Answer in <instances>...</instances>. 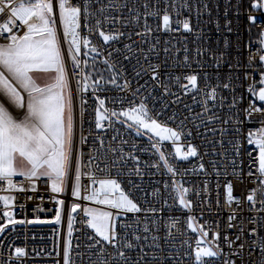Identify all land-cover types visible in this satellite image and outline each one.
Instances as JSON below:
<instances>
[{
	"label": "snow or ice",
	"instance_id": "1",
	"mask_svg": "<svg viewBox=\"0 0 264 264\" xmlns=\"http://www.w3.org/2000/svg\"><path fill=\"white\" fill-rule=\"evenodd\" d=\"M159 2L160 0H151V3L149 0H142L144 9L142 13L144 18L143 27L141 31L135 33L129 31L127 33L129 40L133 34L136 36L151 34L152 29L148 23L149 17H159L160 24L158 27L160 29L173 30L172 14L179 16L182 8L189 9L187 0H180L179 7L177 6V0H163L164 7L162 9L157 6ZM93 4H97L99 7L93 9ZM252 6L264 7V4H258V0H252ZM206 7L207 5H205ZM125 8H127V16L111 15V11L121 12ZM140 9L141 5L137 3V0H107V3H104L103 0H82V3L79 0L75 3L72 0H0V13L7 14L6 19L0 22V33H7L6 40L0 42V182L6 183L8 189L21 187L13 180V176L19 174L34 188L38 178L46 177L53 193H63L67 181L71 178L72 197L95 202L99 205H107L118 210L114 214L99 207H92L88 203L83 205L72 203L68 211V234L63 241V264H76L74 256L81 258V264H146L145 256H151L153 261L164 259L163 256H158L156 252H145V245L139 243L141 236L136 230L141 224L145 233L152 229L158 230L156 213L161 209L155 205L161 198L160 189L155 188L151 192H145L140 185L133 184L129 180L128 183L131 187L126 191L116 176L97 179L95 174V170L107 173L110 168H115L117 169V176L123 175L120 166L122 161L126 163L124 156L127 155L136 161L135 168L127 169L128 174L135 173L142 176L143 172L140 169L139 158L132 153L125 154L122 148L120 149L121 155H115L117 147H113L111 144L105 145L103 137L96 136L95 142L89 145L87 163L84 162L83 152L75 142L73 91L66 70L65 54L62 51L61 40L58 35L59 25V28L63 30V41L68 44L67 55L72 60L74 68H79L80 58L78 54L81 51V44L85 49L90 45L89 35H82L81 33L82 22L84 29L89 30V32H98L99 37H102L105 43L118 42L125 37L124 32L119 29L111 31H105L104 29L109 24H121L127 27L131 23L139 26ZM196 12L199 14L200 9L196 8ZM92 19H94V24L90 23ZM253 19L254 17L249 16V20ZM17 20L22 25V32L20 28L14 30ZM175 23L178 25L176 30L180 28L187 31L192 30L188 17L176 19ZM261 36L264 37V32H261ZM145 42L143 39L139 41L141 45ZM135 43L130 41L123 44V50L113 48L108 53L104 63L111 72V78L105 79L104 76L98 75L95 79H92V72H86L84 69H81L79 73H73L74 76L80 77L77 80V93H80L82 89L86 91L91 88L93 95H96V92L103 89L106 84L121 92H131L133 96H136L141 93L143 88L148 87L147 84L140 85L138 83L135 89L132 88V78L128 76L124 64L121 60L111 58L113 53H119L123 61H135L132 65L133 77L139 80L143 74H150L151 79L163 88L162 96L164 94L172 95L173 99L177 100L178 98L170 92L168 85L160 80L162 65L153 62V57L158 55L157 45L149 43L148 48L145 49L135 47ZM260 43L264 46V39H261ZM91 51L97 53L102 52V49H99L96 45H91ZM163 51L167 55L170 50L166 47ZM199 51L197 49V52ZM184 52V63L180 64V67L188 64L187 47L184 48ZM259 58L264 62V55ZM251 59L249 57L250 61ZM85 63L87 64L88 61L85 60ZM177 63L174 57L172 66H177ZM229 67L231 68V65ZM93 71H97L94 65ZM34 72L46 73L48 75L47 81L44 83L38 82L33 75ZM260 77V83L264 84V71H261ZM205 78H207V74H205ZM164 79H171L177 84L183 79L187 82L180 84V88L184 92L194 90L203 93V98L199 101L202 106L201 113L191 114L192 120H197L201 114L205 115L209 122H215L219 119L215 114H208L211 108L215 107L216 86L207 91L199 88L196 73L184 76H172L165 73ZM223 87L228 88L229 83L226 82ZM248 90L253 96L258 95L259 101L264 102V87L259 88L258 94L251 84L248 85ZM148 91L152 92L153 88H148ZM155 99L153 97L154 101ZM237 99V97L233 98L230 107L236 105ZM96 100L98 101L95 111V127L97 129L106 127L104 121L107 120L111 124L112 117L120 120L123 116L131 121V123L125 121L127 127L135 128L137 134L147 130L145 135L154 133L159 138L158 141L151 142L152 137H149L151 142L150 151L158 154L159 157L157 161L152 162L151 167L156 168L158 171L163 167L166 174H171L173 177L177 175L174 164L169 161L165 152L162 151V141H172L175 146V155L179 158L187 159L199 155L193 144L188 143L187 151H182L180 143H177L185 134L191 135V131H186L183 127L188 119L187 117L180 121L178 127H171L167 121L157 119V117L164 115L163 109L168 107L167 103H164L163 109L153 116L144 95H139V103L134 102L119 110L105 107V99L98 95H96ZM209 100L212 101L211 105ZM81 103H84V101H81ZM115 103H122V98H118ZM222 106L223 97H221ZM14 110L19 112V115H14ZM255 112L264 115V108L252 107L250 112L245 109L249 120L252 119V113ZM176 115V113H173L172 116L168 117V120H175ZM203 123L204 121L201 120L196 126L199 127ZM224 123H228V118L224 120ZM234 123L237 125L235 131L239 132L242 122L236 118ZM261 124H264V120H261ZM208 131L216 132L217 129L206 128L205 132ZM219 131L223 134L227 129L221 127ZM248 136L249 144H255L258 149L256 171L253 173L250 170L248 173V176L255 177L252 181L255 187L249 189L246 197L241 200L240 197L233 195V182L231 180L224 184L225 203L230 207L232 213L228 217L229 227H232L231 221L235 216L245 209L257 213L264 212V127L256 129L255 132L250 130ZM80 139L81 142L86 141V137L83 135ZM133 147L135 148V145ZM239 147V137H237L235 156L231 158V164L233 165L231 175L243 181L242 170L236 164V157L240 155ZM143 150L141 149V151ZM213 153L215 154V149H213ZM109 154H112L111 157ZM219 155L224 156L225 153L221 152ZM17 158L21 161L20 165L17 164ZM209 164L213 165V171L219 176L221 172L216 167L217 161L211 160ZM198 168L201 171L205 170V164L201 162ZM223 174L228 176L229 172L225 170ZM84 176L91 181L87 188H83L81 185V178ZM217 187L219 188V184H217ZM163 188L165 192L170 191L173 193L174 199H178L179 204L184 208L190 207L191 201L185 198L189 189L184 186L183 182L173 180L169 184L168 180H165ZM134 190L141 192L139 202L138 199L133 197ZM205 191H207V181H205ZM258 194L261 197L259 201H257ZM11 199L9 196L0 195V201H3L5 206L10 204ZM52 199L56 201V207L55 216L51 219L59 223L64 201L56 196H53ZM233 202L238 206L237 208H231ZM257 203L260 205L259 208L256 207ZM141 204L145 206L142 207ZM164 205H167L166 197L164 198ZM78 209L82 210L85 217L81 223L94 232V235L88 237L92 242L85 245L86 255L85 252L74 253L71 243L74 213ZM126 212L133 214L143 212L144 217L141 220L138 215L136 216V227H133L132 224L122 223L121 227L125 231L121 233L117 231L116 221L117 217ZM4 216L7 219L4 223H0V231H4L6 224L15 223L11 212L6 211ZM262 220H264V216L252 219V223L257 226L251 228L250 235L256 234L259 228H264V224L259 223ZM192 221L193 218L189 216L187 223L189 229L194 226ZM175 226L176 222L174 221H169L166 224L168 228ZM128 229H132L131 239H129ZM200 231L203 236L196 241L194 264H206L204 258L220 255L219 245L216 244L214 250L212 243L204 239L208 235L207 231L204 229H200ZM242 234L243 226H241ZM217 235L213 234L214 240ZM170 236L171 233H168V237ZM143 239L147 241L148 237L144 236ZM158 239V236L152 237L153 241ZM236 239H240V236L238 235ZM225 241L229 246L235 243L227 236H225ZM201 242L204 244L203 247L200 246ZM109 245L112 247L111 251L107 247ZM150 246L157 249L160 247L158 243ZM76 247L79 248L80 245L77 244ZM243 247L244 245L241 244L233 254H239ZM251 247L254 251L257 248L259 249V264H264V237L253 240ZM137 248H139V252L136 259L133 260L131 256L126 254V251ZM13 255L16 257L24 256L26 255L25 249L16 247ZM45 255H50V253L46 252ZM184 255L188 256L189 253L185 252ZM169 256H172L171 252H169ZM177 256H179L178 252ZM173 264H176L175 257L173 258ZM224 264H235V262L226 260ZM252 264H257V261L253 260Z\"/></svg>",
	"mask_w": 264,
	"mask_h": 264
},
{
	"label": "built area",
	"instance_id": "2",
	"mask_svg": "<svg viewBox=\"0 0 264 264\" xmlns=\"http://www.w3.org/2000/svg\"><path fill=\"white\" fill-rule=\"evenodd\" d=\"M72 2L75 3L77 0H72ZM79 2L82 3V0H79ZM103 2L107 3V0H103ZM149 2L151 3V0ZM137 3L141 5L139 26L131 23L127 27L121 24H109L104 29L105 31L119 29L124 32L125 37L118 42L105 43L102 37H99L98 32H89V30L84 29L82 22L81 33L82 35H89L90 45L85 49L83 44H81V51L78 54L80 58L79 68H74L72 60L67 55L68 44L63 41V30L58 25V35L61 40L62 51L65 54L66 70L69 74L73 91L75 142L83 152L84 162L87 163L89 145L95 142L96 136H102L105 145L111 144L113 147H117L115 155H121L120 149L122 148L125 154L132 153L138 157L143 175L128 174L127 169L135 168L136 161L125 155L124 161L126 163L122 161L120 166V170L124 173L123 175L117 176V169L115 168H110L107 173L95 170L97 179L116 176L126 191L131 187L128 183L129 180L133 184L140 185L145 192H151L155 188L160 189L161 198L155 205L161 209V211L156 213L158 230L152 229L145 233L142 224L136 230L141 236L139 243L145 245V252H156L158 256H163L164 259L162 261L159 259L153 261L151 256H145L146 264H173L174 257L176 258V264H194L196 241L203 236L200 229L207 231L208 235L204 239L212 243L214 250L216 244L220 248L218 257L204 258L206 264H224L226 260L234 261L235 264H252V261L256 260L257 264H259V249L257 248L254 251L251 245L253 240L258 237H264V228H259L254 235L249 233L251 228L257 226L252 223V219L264 216V212L257 213L245 209L235 216L231 221L232 227H229L230 221L228 217L232 213L230 207L225 203L223 186L227 181L231 180L233 182V195L240 197L241 200L246 197L249 189L255 187L252 182L255 177L248 176V173L250 170L253 173L256 171L258 149L255 144H249L248 133L250 130L255 132L256 129L264 127V124H261V120H264V115L255 112L252 113V119L249 120L245 109L250 112L252 107L264 108V102L259 101L248 90V85L250 84L253 85L255 90L263 86L260 83V73L264 71V62L259 57L264 55V46L260 43L261 39H264L261 36V32H264V7H253L252 0H187L189 9L182 8L179 16L172 14L173 30L160 29L158 27L160 24L159 17H149L148 23L152 29L151 34L148 36H136L133 34L129 40L127 36L129 31L135 33L141 31L143 27L144 18L142 13L144 9L142 0H137ZM179 4L180 0H177L178 7ZM258 4H264V0H258ZM205 5H207L206 8ZM157 6L162 9L164 7L163 0H160ZM92 7L95 9L99 5L93 4ZM196 8L200 9L199 14L196 12ZM169 11L171 12L170 7ZM6 15V13H0V22L6 19ZM111 15L127 16V8L122 9L121 12L111 11ZM249 16L254 17V19L249 20ZM183 17H188L192 27L191 31L182 28L176 30L178 25L175 20ZM90 23L94 24V19L90 20ZM16 28H20L21 32L23 30L18 20L14 30ZM6 38L7 33H0V42H3ZM142 39L146 41L143 45L139 43ZM130 41L136 42L135 47H143L145 49L148 48L149 43L157 45L158 55L153 57V62H158L162 65L160 80L168 85L170 92L174 93L178 99L174 100L172 95L167 94L162 96L163 88L151 79L150 74H143L139 80L133 77L132 65L135 61H123L119 53H113L111 58L113 60H121L124 64L128 76L132 78V88L135 89L138 83L140 85L147 84L148 87L143 88L141 93L133 96L131 92L124 93L105 84V87L97 91L96 95L105 99V107L116 108L117 110L128 107L134 102L139 103V95H144L147 106L153 116H155L156 112L163 109L164 103H167L168 107L163 109L164 115L157 117V119L167 121L171 127H178L184 117L188 118L183 127L186 131L190 130L191 135L185 134L177 143H180L182 151H187L188 143L193 144L197 148L199 155L187 159L179 158L175 155V146L172 141L161 142L163 145L162 151L165 152L169 161L177 169L175 177L171 176V174H166L163 167L159 171L151 167L152 162L159 159L158 154L150 151L151 142L158 141V137L153 133L145 135L147 130L137 134L135 128L127 127L125 121L128 123H131V121L123 116H121L120 120L112 117L111 124L106 120L104 121L106 127L97 129L95 127V111L98 104L96 95H93L91 88L86 91L82 89L80 93H77V80L80 77L74 76L73 73H79L81 69H84L86 72H92V79H95L98 75L104 76L105 79L111 78V72L107 69L104 59L108 57L111 49L120 48L123 50V44ZM91 45H96L99 49H102V52L93 53ZM166 47L170 50L167 55L163 51ZM185 47L188 49L189 60L187 65L180 67L179 65L184 63ZM197 49L200 51L197 52ZM174 57L178 62L175 67L172 66ZM249 57L252 58L251 61ZM85 60L88 61L87 64ZM93 65L97 71L92 70ZM229 65H231V68ZM98 67H102L103 70L99 71ZM165 73L172 76L196 73L198 75L199 88L207 91L216 86L215 107L211 108L208 114H215L219 119L215 122H209L207 117L201 114L197 120H192L191 114L201 113L202 106L199 101L202 100L203 93L194 90L187 93L184 92L180 88V84L187 82L181 79L179 84H177L171 79L165 80ZM205 74H207V78H205ZM226 82L229 83L228 88L223 87ZM148 88H153V91L149 92ZM153 97L156 98L155 101ZM221 97H223L222 107ZM234 97L238 98L236 105L230 107ZM118 98H122V103H115ZM81 101H84V103H81ZM211 103L212 101L209 100L210 105ZM173 113L177 114L176 119L168 120V117L172 116ZM226 118H228V123L225 124L224 120ZM236 118L242 122L239 132L235 131L237 125L234 120ZM201 120L204 123L197 127L196 125ZM221 127L227 129L223 134L219 131ZM206 128L217 129V131L205 132ZM81 135L86 137L85 142H81ZM149 137H152L151 142ZM237 137H239L240 155L236 157V164L242 170L243 181L231 175L233 166L231 158L235 156ZM133 145H135V148ZM141 149L144 150L141 151ZM213 149H215V154ZM221 152L225 153V155H219ZM109 155L111 157L112 154ZM211 160L217 161L216 167L221 172L219 176L213 171V165L209 164ZM201 162L205 164V170L203 171L198 168ZM225 170L229 172L228 176L223 174ZM13 180L21 187L8 189L6 183L0 182V195L12 198L8 206H5L4 202L0 201V223H4L7 219L4 216V212L8 209L12 210V217L15 221V223L6 224L4 231H0V241H2L0 243V264H63V241L68 230L70 205L74 202L82 205L88 203L90 206L97 205V203L72 197L71 178L67 181L63 193H53L46 177L38 178L34 188L23 176H13ZM165 180H168L169 184L173 180L183 182L184 186L189 189L185 197L191 201L189 208H184L180 205L178 199H174L173 193L164 191L163 184ZM205 181H207V191H205ZM90 183L91 181L88 177L84 176L81 178L83 188H87ZM217 184H219V188ZM53 196L64 201L59 223L51 219L55 216L56 207V201L52 199ZM133 197L138 199L139 202L141 192L134 190ZM165 197L167 198V205H164ZM260 198L258 194L257 201ZM141 206L144 207L145 205L141 204ZM237 207L235 202H233L231 208ZM256 207H260L259 203H257ZM110 210L114 214L118 211L114 208ZM137 215L143 220V212L138 214L126 212L117 217V231L121 233L125 231L121 227L122 223L132 224L133 227H136ZM189 216L193 218L192 223L194 226L192 229L187 227ZM84 218L82 210L78 209L74 213L71 243L74 253L85 252L86 255L87 249L85 245L92 242L88 237L94 235V232L81 223ZM169 221L176 222V226L172 228L166 227ZM259 223L264 224V220L259 221ZM241 226H243L242 235ZM149 227L151 229V224ZM128 232L129 239H131L132 229H128ZM168 233H171L170 237H168ZM213 234H218L215 240ZM238 235L240 239H236ZM144 236L148 237L147 241L143 239ZM153 236H158L159 239L153 241ZM225 236L235 241L234 245L229 246L225 241ZM133 242L135 243V241ZM156 243L160 245L158 249L150 246ZM77 244L80 245L79 248L76 247ZM241 244L244 247L239 254L234 255L236 248ZM200 246H204L203 242H201ZM16 247L24 248L26 255L21 257L13 255ZM107 247L109 251L112 250L110 245ZM46 252L50 253V255H45ZM138 252L139 248L126 251V254L135 260ZM169 252L172 253L171 257ZM177 252L179 256H177ZM185 252L189 253V255L185 256ZM74 258L76 264H81L79 256H74Z\"/></svg>",
	"mask_w": 264,
	"mask_h": 264
},
{
	"label": "rangeland",
	"instance_id": "3",
	"mask_svg": "<svg viewBox=\"0 0 264 264\" xmlns=\"http://www.w3.org/2000/svg\"><path fill=\"white\" fill-rule=\"evenodd\" d=\"M57 19H58V16H57ZM33 75L35 76V78L38 80V82H40V83H44V82H46L47 81V79H48V75L46 74V73H43V72H34L33 73ZM260 87H264V84H263V86H260ZM260 87H258L255 91L257 92V94H258V91H259V88ZM254 97H256L257 99H258V95L257 96H254ZM259 100V99H258ZM15 115V114H14ZM154 134V133H153ZM155 135V134H154ZM17 164L18 165H20L21 164V161H20V159L19 158H17ZM14 176H20L19 174H16V175H14ZM92 207H99V208H102V209H104V210H107V211H111L110 209H111V207L110 206H107V205H99V204H97V205H92ZM8 212H11V214H12V210H10V209H8L7 210ZM6 212V211H5ZM4 212V213H5ZM7 218V217H6ZM67 234H68V230H67ZM67 236V235H66Z\"/></svg>",
	"mask_w": 264,
	"mask_h": 264
},
{
	"label": "trees",
	"instance_id": "4",
	"mask_svg": "<svg viewBox=\"0 0 264 264\" xmlns=\"http://www.w3.org/2000/svg\"><path fill=\"white\" fill-rule=\"evenodd\" d=\"M92 69V68H91ZM93 70V69H92ZM98 70L99 71H102L103 69H102V67H98ZM99 74V73H98Z\"/></svg>",
	"mask_w": 264,
	"mask_h": 264
},
{
	"label": "bare ground",
	"instance_id": "5",
	"mask_svg": "<svg viewBox=\"0 0 264 264\" xmlns=\"http://www.w3.org/2000/svg\"><path fill=\"white\" fill-rule=\"evenodd\" d=\"M14 114H15V115H19V112H16V111L14 110Z\"/></svg>",
	"mask_w": 264,
	"mask_h": 264
}]
</instances>
